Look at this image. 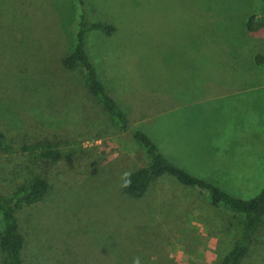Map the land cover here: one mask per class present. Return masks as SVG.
<instances>
[{
  "label": "rangeland",
  "instance_id": "374dc122",
  "mask_svg": "<svg viewBox=\"0 0 264 264\" xmlns=\"http://www.w3.org/2000/svg\"><path fill=\"white\" fill-rule=\"evenodd\" d=\"M82 1L0 0V132L15 150L0 154V192L33 176L47 185L17 214L25 264H204L214 234L231 244L219 249L224 256L239 216L168 174L151 178L139 198L122 181L150 164L131 137L138 130L168 162L227 194L259 192L264 66L253 56L264 55V29L249 33L245 22L263 0ZM81 15L113 28L89 30L84 41L124 130L88 92L81 66H62ZM42 140L75 152L68 162H39L19 151ZM263 229L240 264H264Z\"/></svg>",
  "mask_w": 264,
  "mask_h": 264
},
{
  "label": "trees",
  "instance_id": "16d2710c",
  "mask_svg": "<svg viewBox=\"0 0 264 264\" xmlns=\"http://www.w3.org/2000/svg\"><path fill=\"white\" fill-rule=\"evenodd\" d=\"M80 5L82 0H75ZM79 29L76 33V42L72 51L63 58L62 66L70 70L75 64H79L83 71V82L88 92L101 105L108 115L111 123L117 128L124 130L127 127V120L124 114L117 108L114 100L105 90L100 82L97 73L90 62L85 50L84 35L87 31L98 29L105 35L113 32V28L106 25L88 24L84 15H81ZM264 29V0L263 9L259 15H251L245 22V30L255 33ZM253 63L256 66H264V55L253 56ZM132 139L141 147L144 153L150 158V164L128 174L122 181L123 192L132 198H139L143 195L149 180L162 174H168L175 178L181 185L191 187L203 192L210 205L221 206L234 216L241 218L238 237L233 242L231 249L223 257L220 264H240L246 256L252 243L253 236L264 226V184L259 192L247 200L235 198L218 187L197 178L185 170L168 162L151 140L142 132L135 130L131 133ZM58 141L42 140L32 145H21L19 151L31 152L34 159L39 162H58L62 159L69 161L74 149H63ZM68 144L66 143L65 146ZM11 144L5 142L0 132V154H11L15 150ZM35 150V151H33ZM47 190L43 179L33 176L23 182L11 192H0V252L4 256L5 264H25L23 250L24 237L20 231L17 214L26 206L39 202ZM37 256L34 261L38 263ZM45 259L38 264H45Z\"/></svg>",
  "mask_w": 264,
  "mask_h": 264
},
{
  "label": "crops",
  "instance_id": "0c3cea01",
  "mask_svg": "<svg viewBox=\"0 0 264 264\" xmlns=\"http://www.w3.org/2000/svg\"><path fill=\"white\" fill-rule=\"evenodd\" d=\"M262 83L264 84V82H262ZM253 89L247 90V91L251 92V91H253ZM236 92L244 93L245 90H243V88H242V90H240V91H238V90L234 91V93H236ZM208 231H210V229ZM209 233H212V232L210 231ZM220 233H224V231L220 232ZM207 237H208V239H207L206 244H205V249L206 250H204L202 252L203 262H204V264H212V263L220 264L221 260L223 259V257L226 254L224 256H222V257H221V254H220V258H219V256H218L219 249H222V248H224L226 246L230 247L231 244L228 243V241H229L228 238L227 237L224 238V236H221L222 238H220V237H218V236H216L214 234L213 236H207ZM191 242H194V241H191ZM194 244L195 243H192V244L190 243L191 246H193ZM247 253H249V251Z\"/></svg>",
  "mask_w": 264,
  "mask_h": 264
}]
</instances>
